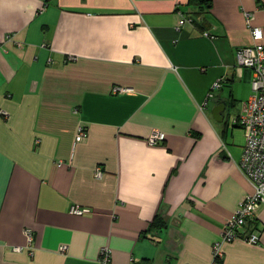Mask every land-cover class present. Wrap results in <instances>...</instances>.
<instances>
[{"label":"crops","instance_id":"crops-1","mask_svg":"<svg viewBox=\"0 0 264 264\" xmlns=\"http://www.w3.org/2000/svg\"><path fill=\"white\" fill-rule=\"evenodd\" d=\"M203 1L0 0V264H97L102 246L111 264H209L251 190L235 54L245 12L264 30V0ZM254 226L258 243H224L221 264H264V205Z\"/></svg>","mask_w":264,"mask_h":264},{"label":"built area","instance_id":"built-area-1","mask_svg":"<svg viewBox=\"0 0 264 264\" xmlns=\"http://www.w3.org/2000/svg\"><path fill=\"white\" fill-rule=\"evenodd\" d=\"M178 13L180 14L179 25L192 22L190 15H184L180 11ZM253 19V13L245 12V23L249 29L251 41L249 44L239 47L235 54L237 66L247 68L251 72V95L242 103L241 112L235 120L244 129L245 135L238 166L249 181L251 190L239 201L237 209L224 223L219 239L213 242L209 264H221L224 257L222 246L226 242L242 239L247 243L257 244L259 241V231L253 221L259 206L264 205V30L261 26L255 25ZM11 38L12 33L5 34L6 41ZM220 86L221 82L217 80L213 83L212 89ZM126 90V87L121 86H114L112 89L113 93ZM85 135V128L79 126L75 139L80 141ZM164 139V132L153 129L147 137V142L157 144ZM94 174L96 177H100L102 171L96 169ZM86 211H88L87 208L79 205H73L69 209V212L75 215H82ZM24 234L28 245H30L34 237L32 229L25 228ZM13 249L21 250V246H14ZM65 249L64 245L60 247V251ZM97 264H111V249L108 246L100 247Z\"/></svg>","mask_w":264,"mask_h":264},{"label":"trees","instance_id":"trees-1","mask_svg":"<svg viewBox=\"0 0 264 264\" xmlns=\"http://www.w3.org/2000/svg\"><path fill=\"white\" fill-rule=\"evenodd\" d=\"M206 1H207L206 4H208L209 0H206ZM191 2L200 8V7H202V3L204 1L203 0H191ZM190 16L192 17V21L196 22L197 24H200L201 21H203V18L199 17L198 12L190 13ZM152 226L157 227V228H161V227H165L166 225H165V221L163 220V218L160 217L159 215H157L156 218L152 222Z\"/></svg>","mask_w":264,"mask_h":264},{"label":"water","instance_id":"water-1","mask_svg":"<svg viewBox=\"0 0 264 264\" xmlns=\"http://www.w3.org/2000/svg\"><path fill=\"white\" fill-rule=\"evenodd\" d=\"M225 108H226V105L224 102H220V103L215 104L212 107L213 118L217 121H222L223 116L221 115V113L225 110Z\"/></svg>","mask_w":264,"mask_h":264},{"label":"rangeland","instance_id":"rangeland-1","mask_svg":"<svg viewBox=\"0 0 264 264\" xmlns=\"http://www.w3.org/2000/svg\"><path fill=\"white\" fill-rule=\"evenodd\" d=\"M244 139H245V135H244Z\"/></svg>","mask_w":264,"mask_h":264}]
</instances>
